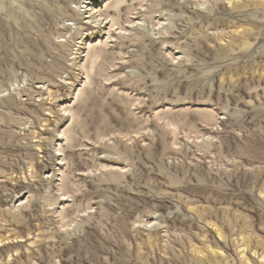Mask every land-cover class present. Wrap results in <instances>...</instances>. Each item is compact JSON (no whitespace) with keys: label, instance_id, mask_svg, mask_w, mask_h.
Instances as JSON below:
<instances>
[{"label":"rangeland","instance_id":"obj_1","mask_svg":"<svg viewBox=\"0 0 264 264\" xmlns=\"http://www.w3.org/2000/svg\"><path fill=\"white\" fill-rule=\"evenodd\" d=\"M0 264H264V0H0Z\"/></svg>","mask_w":264,"mask_h":264}]
</instances>
